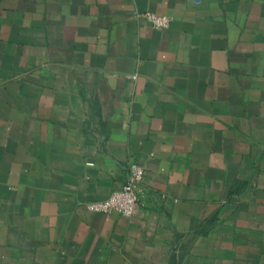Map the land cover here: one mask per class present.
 Returning a JSON list of instances; mask_svg holds the SVG:
<instances>
[{
  "label": "crops",
  "instance_id": "0c3cea01",
  "mask_svg": "<svg viewBox=\"0 0 264 264\" xmlns=\"http://www.w3.org/2000/svg\"><path fill=\"white\" fill-rule=\"evenodd\" d=\"M0 264H264V0H0Z\"/></svg>",
  "mask_w": 264,
  "mask_h": 264
},
{
  "label": "built area",
  "instance_id": "2783aa9c",
  "mask_svg": "<svg viewBox=\"0 0 264 264\" xmlns=\"http://www.w3.org/2000/svg\"><path fill=\"white\" fill-rule=\"evenodd\" d=\"M142 16L156 30L168 29L172 22V17L166 15L146 13ZM144 178V167L136 163L131 164L123 188L113 192L110 197L104 201L88 203V210L102 214L118 213L125 218H133L139 209L140 192Z\"/></svg>",
  "mask_w": 264,
  "mask_h": 264
}]
</instances>
